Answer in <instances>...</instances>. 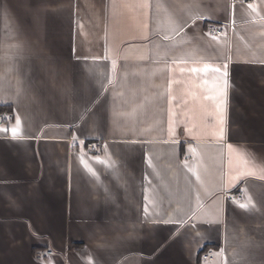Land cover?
<instances>
[{
	"label": "crops",
	"instance_id": "0c3cea01",
	"mask_svg": "<svg viewBox=\"0 0 264 264\" xmlns=\"http://www.w3.org/2000/svg\"><path fill=\"white\" fill-rule=\"evenodd\" d=\"M0 108V264H264V0H0Z\"/></svg>",
	"mask_w": 264,
	"mask_h": 264
},
{
	"label": "built area",
	"instance_id": "2783aa9c",
	"mask_svg": "<svg viewBox=\"0 0 264 264\" xmlns=\"http://www.w3.org/2000/svg\"><path fill=\"white\" fill-rule=\"evenodd\" d=\"M206 31L210 35L223 34V29L221 27L215 26L214 24H208L206 27ZM3 117H10V119H0V126H5V125L10 124L14 118V114L13 112H10L8 110H2L0 111V118H3ZM87 147L90 152L97 155L101 152L103 145L101 142L88 141ZM234 198L238 201H243L245 198V193L243 191H239L234 195ZM52 255H54V251L52 249H40L35 252V258L38 260L45 259ZM214 258H215V253L212 251H206L202 254V259L204 261L213 260Z\"/></svg>",
	"mask_w": 264,
	"mask_h": 264
},
{
	"label": "snow or ice",
	"instance_id": "6c2138e0",
	"mask_svg": "<svg viewBox=\"0 0 264 264\" xmlns=\"http://www.w3.org/2000/svg\"><path fill=\"white\" fill-rule=\"evenodd\" d=\"M205 70H207V69H205ZM193 71H198V69H193ZM215 71H219V69H215ZM224 76L225 77L227 76L226 72L224 73ZM224 87H225V89L227 88V81L226 80L224 82ZM0 119H10V117H3V118H0ZM16 119H17V124H19L20 123L19 118L17 117ZM16 131L17 130L15 128L12 129L13 135L16 134Z\"/></svg>",
	"mask_w": 264,
	"mask_h": 264
},
{
	"label": "trees",
	"instance_id": "16d2710c",
	"mask_svg": "<svg viewBox=\"0 0 264 264\" xmlns=\"http://www.w3.org/2000/svg\"><path fill=\"white\" fill-rule=\"evenodd\" d=\"M2 110H7V109H5V108L1 109V108H0V111H2Z\"/></svg>",
	"mask_w": 264,
	"mask_h": 264
}]
</instances>
